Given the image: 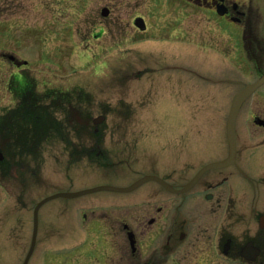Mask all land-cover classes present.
Instances as JSON below:
<instances>
[{"label":"flooded vegetation","instance_id":"1","mask_svg":"<svg viewBox=\"0 0 264 264\" xmlns=\"http://www.w3.org/2000/svg\"><path fill=\"white\" fill-rule=\"evenodd\" d=\"M59 1L0 0V11L53 8ZM78 1L80 7L90 3ZM102 8L108 12L99 20L102 27L96 38L111 26L121 33L120 37L122 31L125 36L126 25L133 29L136 42L162 35L180 44L176 46L182 48L183 57L201 51L215 59L211 71L216 77L205 74L208 77L202 79L209 84L204 90H197L195 84L194 94L184 77L183 95L178 89L171 92V97L178 95V101L184 98L189 113L186 117L194 121V130L182 121L174 130L176 118L169 117V145L162 152L165 163L138 172L132 181L154 175L165 180L169 188L147 182L134 191H142L139 196L111 207V214L93 217L96 226L85 233L83 241L57 244L54 264H264V84L238 111L234 149L227 136L234 99L264 76V0H116ZM12 31L1 32L0 41L12 43L22 38ZM180 69L183 74L192 72L190 67ZM142 71L135 73L137 80ZM145 71L153 73L152 68ZM68 91L73 98V92ZM62 94L63 90L40 83L16 49L0 47L2 180L13 176L15 166L28 171L26 157L31 149L39 152L43 142L34 148L27 140L44 138L47 114L55 124L60 123ZM77 96L89 98L86 93ZM74 117L80 118L78 114ZM93 127L66 131L64 135L70 139L64 142L61 131H49L46 137L59 140L64 145L62 151L105 158L109 149L107 130H100L102 124ZM202 141L207 142L201 145ZM117 144L120 152L130 149L126 140ZM22 154L26 157L21 156V162L12 157ZM213 163L218 166L205 171L191 189L184 190ZM39 169L37 165L33 174ZM79 218L77 212V223L57 234L78 240L80 231L86 228V212ZM33 228L32 218V233ZM6 234L8 246L29 251L32 236L30 240L24 237L23 218L10 216ZM40 244L37 237L35 251Z\"/></svg>","mask_w":264,"mask_h":264},{"label":"rangeland","instance_id":"2","mask_svg":"<svg viewBox=\"0 0 264 264\" xmlns=\"http://www.w3.org/2000/svg\"><path fill=\"white\" fill-rule=\"evenodd\" d=\"M115 1L90 0L87 7H80L78 0H60L53 8L0 11V34H7L10 29L22 37L12 43L0 41V47L6 45L16 49L30 62L31 73L46 87L88 92L91 100L84 107L88 108L91 118L106 116L103 123L107 130L106 146L113 149L111 160L93 163L83 159L69 165L68 154L62 151L64 145L57 139H50L42 145L37 162L26 157L28 171L18 165L13 176L3 180L0 177V264H22L27 252L7 245L10 216L24 219V237L30 240L33 210L40 200L59 192L129 186L138 172L144 173L164 164L162 152L169 145L168 132L171 130L169 117L179 120L189 114L184 98L178 101V95L171 97V92L178 89L183 95L184 77L193 94L209 84L208 80H203L208 75L216 77L211 71L215 59L201 51L183 57L182 48L176 46L180 44L162 35L136 42L132 39L133 29L126 25L125 36L122 31L120 37L121 33L111 26V30L97 39L96 32L102 27L99 23L101 9ZM118 13L117 10V16ZM91 17L95 18L94 22ZM182 66L192 68V72L183 74ZM146 68H152L154 73L144 74L136 81L135 77L139 76L134 73ZM189 121L191 129L194 122L187 118L185 123ZM173 123L180 125V121L173 120ZM120 140L128 141L130 149L115 158L121 149L115 151ZM37 165L40 169L33 174ZM141 193L99 191L72 200L59 198L48 202L39 212L41 244L29 264H54L58 243L83 241L85 233L96 226L93 217L111 214V207L128 203ZM77 212L80 218L86 212L88 220L78 240L58 235L61 229L77 223Z\"/></svg>","mask_w":264,"mask_h":264},{"label":"water","instance_id":"3","mask_svg":"<svg viewBox=\"0 0 264 264\" xmlns=\"http://www.w3.org/2000/svg\"><path fill=\"white\" fill-rule=\"evenodd\" d=\"M107 10L104 9L103 10V14H106ZM264 83V77L259 80L257 83L251 85L249 88H247V90H245L235 101V104L233 105V109L231 112V116L229 118V139L230 142L234 145V122H235V116H236V112L239 108V106L241 105L242 101L256 88L258 87L260 84ZM103 119V118H102ZM97 123V122H96ZM212 167V166H211ZM210 167H207V169ZM149 180H156L157 182H159L161 185H163L164 187H168V185L161 180L158 177L155 176H148L145 177L139 181H137L136 183H134L133 185L129 186V187H114V186H99L93 189H89V190H84V191H80L77 193H59V194H55L52 196H49L47 198H45L44 200H42L40 203L37 204L36 208H35V229H34V235H33V241H32V247L31 250L28 254V257L25 261L24 264H27L29 261V258L33 252L35 243H36V235H37V227H38V212L39 209L47 202L57 199V198H75V197H79L82 195H86L89 193H93V192H99V191H111V192H122V193H128L131 191H134L136 188H138L141 184L149 181Z\"/></svg>","mask_w":264,"mask_h":264},{"label":"trees","instance_id":"4","mask_svg":"<svg viewBox=\"0 0 264 264\" xmlns=\"http://www.w3.org/2000/svg\"><path fill=\"white\" fill-rule=\"evenodd\" d=\"M71 104H72L71 99L67 95H63V97L61 99V103H60V109L62 111H64V109L69 107V106L73 107L74 105H71ZM73 109L76 112L81 113L80 109H76V108H73ZM50 119H52V118L48 117V114H47L46 121H45V130H44L45 136H44V138H43V136L42 137H37V138L30 137L27 140L31 147L36 148V145H38L40 142H42L46 138V136L48 135L49 131H61L62 139L63 140H67L65 135H64V133L66 131H68V130H73V131L85 130L83 128V126L80 124V121L77 119V117H74V114H72V112H71V114L67 115V120H65L63 122H60L58 124H55ZM23 146H25V144H23ZM30 154H34L35 155V150L31 149L30 150ZM21 156H23V154L22 155H18V156L13 155L12 157L15 158V157H21ZM80 156L81 155H79L76 151H73L72 154H71V157H73L74 159H79Z\"/></svg>","mask_w":264,"mask_h":264}]
</instances>
